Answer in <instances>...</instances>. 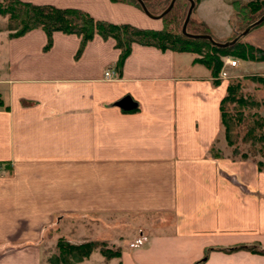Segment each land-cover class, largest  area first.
Here are the masks:
<instances>
[{"label": "crops", "instance_id": "crops-1", "mask_svg": "<svg viewBox=\"0 0 264 264\" xmlns=\"http://www.w3.org/2000/svg\"><path fill=\"white\" fill-rule=\"evenodd\" d=\"M30 1L159 27L129 1ZM4 34L0 244H15L0 264H38L37 239L55 221L79 222L85 239L74 242L103 238L114 221V240L127 243L122 264H192L206 248L198 264H264L263 254L220 249L264 248V168L233 155L221 133L226 80L186 50L132 41L118 65L111 36L95 33L79 49L75 33L52 31L46 48L40 27ZM244 40L264 48V24Z\"/></svg>", "mask_w": 264, "mask_h": 264}, {"label": "trees", "instance_id": "trees-1", "mask_svg": "<svg viewBox=\"0 0 264 264\" xmlns=\"http://www.w3.org/2000/svg\"><path fill=\"white\" fill-rule=\"evenodd\" d=\"M133 1L139 6L136 0ZM193 1L194 6L192 11L198 3V0ZM143 2L150 11L146 0H143ZM187 5L188 1L185 0L178 10L173 6L170 11L162 14L160 17L162 24L158 28L139 27L128 22H112L93 17L87 11L78 7L56 6L51 3H38L30 0H0V14L7 15L18 26L9 36L20 35L33 27L42 28L47 36L44 48L50 44V35L54 30L77 34L79 36V49L95 33L100 34L102 37L111 36L114 38L116 46L120 49L117 60L118 65L121 64L124 56L128 53L132 41L152 44L161 49L170 48L179 51H190L195 54L192 60L204 64L214 77L221 67V56L224 54L243 59H264V48L255 46L245 40L236 39L232 44L218 46L206 38L191 37L183 34L180 26ZM242 6H244L242 10H247V13L243 14L244 19L246 18L244 20L245 25L264 12V1H247ZM186 30L196 33H208L212 36L210 28L204 21L199 19L195 20L189 17L186 23ZM252 77H257L264 84V76L253 75ZM242 85L239 79H230L226 84L225 93L219 101L220 125L225 141L230 145L233 144L230 132L235 129L240 119L243 118L239 107L256 104V101L250 100L247 94L242 93ZM251 117L250 121H246L243 133L244 137L252 138L253 140H263L264 122L259 117ZM234 148L232 147L233 152L236 151ZM56 245L58 250L57 260H52L51 264H73L69 261V258L79 261L82 257L87 256L95 247H98L99 251L107 257L118 256L120 253L118 249L111 250L100 240L72 242L60 237ZM238 248L264 254V248L260 247L257 243L220 247L224 251ZM208 249L206 248L203 256L192 264L201 262Z\"/></svg>", "mask_w": 264, "mask_h": 264}, {"label": "rangeland", "instance_id": "rangeland-1", "mask_svg": "<svg viewBox=\"0 0 264 264\" xmlns=\"http://www.w3.org/2000/svg\"><path fill=\"white\" fill-rule=\"evenodd\" d=\"M124 1H129L137 5L133 0H124ZM168 1L169 0H146L148 8L150 9V12L152 11L151 13L153 14L159 13L166 6ZM184 1L185 0H174L170 9L174 6L175 9L178 10L180 6L184 3ZM225 1L228 2L230 5V9L226 14H225V9L223 7L217 6V0H201L198 6L195 5L193 11L190 14L191 19L202 20L206 23V25L209 28H210L209 25H212L214 31H212L210 28L211 34L214 39L219 41L232 38L233 35H236L246 26L244 24V20L246 18L244 19L243 14L247 13V10L245 9L242 10L244 8V6L242 5H244L247 1L250 2V1H264V0H225ZM138 7H140V5ZM170 9L167 11H170ZM255 15L253 16L255 17ZM154 22L157 25H159V27L162 24L160 17L155 19ZM226 23L230 26L231 31L229 35L225 37L224 31L225 29L227 30ZM262 24H264V18L256 25L250 27L245 33L241 34L237 38V40L239 39L244 40L245 35L249 31H255V29H257ZM17 28L18 26L17 24L14 23V20L9 19L7 15L0 14V39H3L4 37L3 35H5L4 33H7L9 35L12 32H14ZM229 56H231L229 58H233L236 60V64L232 66H227L224 64V70L226 71L225 76H222L218 71L217 75L215 76L216 78L215 80L224 79L226 80V84H227V82H229L230 79H239L240 82H242L243 84L241 87L242 93L247 94L250 100L256 101V104L239 107L240 111H242L243 118L240 119V122L237 124V126H235V129H233L230 132L231 138L233 139V144L231 145L228 144V145L233 155L236 154L237 156L243 158H247V157L252 158L255 160L257 164L259 162L260 167L264 168V139L253 140L252 138L244 137L243 135L246 121L247 122L250 121V119L252 118L251 116L259 117L264 122V84L260 82L257 79V77L254 78L252 77L253 75L264 76V59L252 60V59H243L232 55ZM225 57H226L225 54L222 55L221 60L224 59ZM258 61L262 63L258 64ZM220 129L222 131V128ZM221 133L223 135V132ZM232 147H235L234 148L236 150L235 152L232 151ZM106 223L108 222H104L105 226L112 225V227H109V230L105 228L103 231H101L102 235L104 234L103 238L100 239L98 237L99 239L95 238L88 240L103 241L105 243V246L109 247L111 250L118 249L120 252L119 255L107 257L99 251L98 247H95L87 256L82 257L81 260L74 261L69 258V261H71L73 264H122L121 250L127 248V246H125L127 245V243L124 239L120 241L119 239L115 238L114 240V221L112 223L109 221L107 225ZM59 224H60L59 222L55 221L54 230L56 231L52 230L49 227L44 228V230H42L41 232L42 234L37 239L38 264H51L52 260L57 258L56 256L58 250L56 243L60 237L68 241L71 240L77 241L80 239L81 240L85 239V236L83 235L84 233H81L80 229L78 228L79 222L75 221L74 223L71 222V224L67 223L66 226L63 227ZM70 227L72 230H70ZM13 240L14 238H8L5 241H3L2 244H0V256H3L2 251L4 249L12 248L11 246L10 247L8 246L15 244ZM117 242H120V244H118ZM258 245L260 246V244ZM125 263L127 264V260H125Z\"/></svg>", "mask_w": 264, "mask_h": 264}, {"label": "water", "instance_id": "water-1", "mask_svg": "<svg viewBox=\"0 0 264 264\" xmlns=\"http://www.w3.org/2000/svg\"><path fill=\"white\" fill-rule=\"evenodd\" d=\"M136 1L139 3L142 11L147 16L152 17V18L161 17L162 14H164L167 10L170 9V7L172 6V4L174 2V0H169L168 3L166 4V6L159 13L153 14L147 9V7L145 6L143 0H136ZM187 1H188V5L186 7L185 14H184L181 26H180L181 32L183 34H185L187 36H191V37H203V38H206L211 43L216 44L218 46H226V45L232 44L241 34L245 33L250 27H252L253 25H256L257 23H259L264 18V12H263L259 17H257L256 19H254L253 21L248 23L241 31H239L232 38L227 39V40H223V41H219V40L214 39L208 33H196V32H189V31L186 30V23H187V21H188V19L190 17V14L192 12V8L194 6V1L193 0H187ZM120 103L123 104V105H129L130 104V100L127 97H125L124 99H122L120 101Z\"/></svg>", "mask_w": 264, "mask_h": 264}, {"label": "built area", "instance_id": "built-area-1", "mask_svg": "<svg viewBox=\"0 0 264 264\" xmlns=\"http://www.w3.org/2000/svg\"><path fill=\"white\" fill-rule=\"evenodd\" d=\"M229 57H231V56L226 55V57L224 59H222L223 64L219 70V72L222 76H225V74H226V71L224 70V64L227 66H232V65L236 64V60L233 58H229ZM227 63H229V64H227ZM103 77L106 79H112L114 77L113 70L111 68H105L103 71Z\"/></svg>", "mask_w": 264, "mask_h": 264}, {"label": "bare ground", "instance_id": "bare-ground-1", "mask_svg": "<svg viewBox=\"0 0 264 264\" xmlns=\"http://www.w3.org/2000/svg\"><path fill=\"white\" fill-rule=\"evenodd\" d=\"M254 26V25H253Z\"/></svg>", "mask_w": 264, "mask_h": 264}]
</instances>
